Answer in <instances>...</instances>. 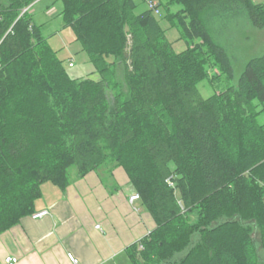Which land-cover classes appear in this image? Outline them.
<instances>
[{"label":"trees","instance_id":"obj_1","mask_svg":"<svg viewBox=\"0 0 264 264\" xmlns=\"http://www.w3.org/2000/svg\"><path fill=\"white\" fill-rule=\"evenodd\" d=\"M59 1L99 78L70 76L37 0H0V235L36 212L45 184L66 190L72 167H122L156 222L127 248L132 264H264V54L231 84L211 29L244 16L264 28V3L157 0L159 14H137L136 0ZM205 81L220 88L207 98Z\"/></svg>","mask_w":264,"mask_h":264},{"label":"crops","instance_id":"obj_2","mask_svg":"<svg viewBox=\"0 0 264 264\" xmlns=\"http://www.w3.org/2000/svg\"><path fill=\"white\" fill-rule=\"evenodd\" d=\"M135 194L122 167L72 176L64 191L45 184L36 212L50 213L1 234L0 261L12 255L18 264H73V254L78 264H132L127 248L156 228L141 200H130Z\"/></svg>","mask_w":264,"mask_h":264},{"label":"rangeland","instance_id":"obj_3","mask_svg":"<svg viewBox=\"0 0 264 264\" xmlns=\"http://www.w3.org/2000/svg\"><path fill=\"white\" fill-rule=\"evenodd\" d=\"M53 1L54 0H42L40 3L36 2L34 4L31 9L35 21L39 24L45 23L44 33L46 37H48L49 44L54 50L58 51V57L64 61L71 77L99 78V75L95 71L94 64L85 51L83 44L76 37L73 29L63 27V20L59 15V12L63 8V4L59 1L54 5ZM136 1L138 3V8L135 11L137 14L148 8L146 2L142 0ZM253 1L256 4L264 3V0ZM48 6L52 7L47 8ZM52 12L54 14L51 16ZM160 22L162 27L167 31L169 39L173 42L175 50L179 52L186 49V43L183 40H178V30L172 29L169 22L162 15L160 16ZM221 23L222 22L217 21L215 26L211 29L216 39L227 48L231 56L235 79L229 83L236 84L247 62L251 58L264 54V28L255 27L245 16L239 21L227 23L225 28H223V24ZM70 63H73V66H69ZM199 88L202 96L205 98L216 93L218 89H220L217 83L210 84L206 81L201 83ZM70 172L73 177L77 176L76 167H72ZM199 238V233H195L190 245L182 251L177 252L170 259V262L181 260ZM260 250V256L264 259V250Z\"/></svg>","mask_w":264,"mask_h":264},{"label":"built area","instance_id":"obj_4","mask_svg":"<svg viewBox=\"0 0 264 264\" xmlns=\"http://www.w3.org/2000/svg\"><path fill=\"white\" fill-rule=\"evenodd\" d=\"M157 6H158V2L156 0H149L148 1V7L151 10H153L154 13L159 14V10H158ZM70 66H73V63H70ZM137 199H140L138 194H135V195L130 197L131 201H134ZM49 213L50 212L48 210H41V211L33 213L32 217L34 219L42 218V217L48 215ZM95 227L100 228V225H96ZM141 248H142V246H141ZM68 257L73 264L79 263V260L73 254H68ZM18 262H19V259L16 256L9 255V256H6L2 261H0V264H18Z\"/></svg>","mask_w":264,"mask_h":264}]
</instances>
